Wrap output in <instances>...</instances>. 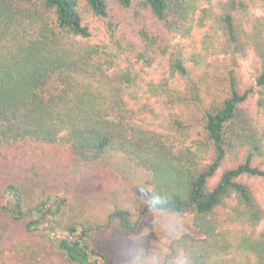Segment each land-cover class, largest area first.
<instances>
[{
	"label": "trees",
	"instance_id": "trees-1",
	"mask_svg": "<svg viewBox=\"0 0 264 264\" xmlns=\"http://www.w3.org/2000/svg\"><path fill=\"white\" fill-rule=\"evenodd\" d=\"M109 1L0 0V149L24 142L33 150L25 168V182L33 183L25 184L9 171L0 212L27 231L37 230L47 219L57 222L67 199L41 190L43 178L58 185L74 172L72 166L91 165L107 180L94 201L114 197L107 222L114 220L128 233L151 211L190 214L191 231L162 257L157 253V264H173L177 249L183 264H222L232 253L244 257L240 264H264V229L257 230L264 208L240 181L242 176L264 179V169L252 164L253 151L260 147L252 134L235 131L247 92L238 91L231 75L227 96L203 111V136L190 137L189 126L171 110L187 98L170 88L167 77L143 81L137 70L115 68L118 55L86 41L90 30L85 17H105ZM112 1L123 9L134 5V0ZM199 1L143 0L174 36L187 38L192 37ZM235 2L219 1L218 22L228 47L240 44L232 12L246 8L242 0ZM202 13L200 21L206 15ZM243 35L261 58L256 81L264 85V20L257 18ZM210 37L203 33L195 41L199 45L191 44L188 51L176 48L168 60L170 75H186V62L198 63L214 54ZM138 89L146 95H137ZM150 98L160 102L159 108ZM194 98L201 100L197 91ZM245 141L251 151L212 182L228 149ZM126 196L130 206L124 203ZM228 200L233 204L227 206ZM132 206L141 208L133 213ZM76 224L56 235L46 228L45 235L72 263L99 264L96 257L108 261V255L88 245L92 228Z\"/></svg>",
	"mask_w": 264,
	"mask_h": 264
},
{
	"label": "rangeland",
	"instance_id": "rangeland-1",
	"mask_svg": "<svg viewBox=\"0 0 264 264\" xmlns=\"http://www.w3.org/2000/svg\"><path fill=\"white\" fill-rule=\"evenodd\" d=\"M219 1L227 0L198 2L193 16L195 20L192 37L187 38L179 33L174 36L163 22L150 14L143 0H134V5L129 9H123L111 0L108 2V14L105 17L93 15L85 17V23L90 30V36L86 41L118 55L114 57L115 68L128 67L137 70L143 81H159L167 77L170 88L176 94L187 98L177 102L171 110L189 126L192 138L203 136V111L206 107L218 104L227 96L232 75L238 91L247 92V98L240 104L243 115L236 124L235 131L254 136L260 150L253 151L252 164L264 169V85H259L256 81L261 72L262 62L243 35L251 29L257 18L264 20V1L242 0L246 8H238L232 12L234 24L239 31L240 44L233 42L229 47L227 34L221 26L222 23L218 22L222 10ZM238 1L236 0L235 4H238ZM203 10L206 15L200 21ZM205 32L211 35L210 43L214 54L208 55L206 60L198 63L186 62L188 74L181 75L175 72L171 76L168 60L174 56L176 48L184 47L188 51L191 44L198 46L199 43L195 41ZM226 49L229 52H224ZM195 91L198 92L200 101H195ZM136 94L146 95L140 89ZM149 100L155 108H159V101L155 98ZM30 145L19 142L12 146L5 145L0 149V152L4 153V156L0 157V204L4 201L1 191L9 180L7 175L9 171L16 173L14 177L17 179L26 181L25 177L28 174L25 175V168L28 160L30 162V156L33 157ZM249 146L245 141L241 146L235 144L234 148L228 149L212 182L216 181L224 168L241 162L248 151H251ZM72 169L74 172L58 185H48L43 178L41 190L46 189L53 197L67 199L63 215L57 222L47 219L37 230L27 231L21 222H15L0 212V264H75L68 261L56 248L55 242L45 235L46 228H53L54 231L51 232L53 235L64 233L65 227L72 222L77 223L78 227L92 228L87 235L88 245L102 251L109 258L107 261L96 257L99 264H157L159 258L157 253L162 257L171 251L170 245L178 244L175 240L191 231L189 213L176 215L151 211L145 214L139 226L131 233L120 229L114 220L108 223L107 216L113 207L114 197L110 199L111 201L99 203L93 199V196L106 186V177L101 176L99 171L94 172L91 165L87 167L74 165ZM81 174H85L82 187ZM240 181L249 186L264 208V179L242 176ZM26 183L31 184L33 181ZM116 197L121 198L122 194ZM123 200L125 205L130 206L128 196ZM226 203L230 206L233 201L228 200ZM140 208L132 206L130 210L138 213L134 211ZM135 218L136 214L133 216V219ZM230 227L234 230L237 228L235 225ZM261 229H264V217L257 226V230ZM224 260L222 264L225 262L240 264L244 263L245 259L232 253ZM173 264H183L182 252L179 249Z\"/></svg>",
	"mask_w": 264,
	"mask_h": 264
}]
</instances>
